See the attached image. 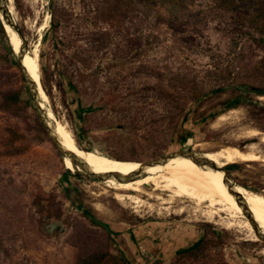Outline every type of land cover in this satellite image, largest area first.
<instances>
[{
	"label": "rangeland",
	"instance_id": "374dc122",
	"mask_svg": "<svg viewBox=\"0 0 264 264\" xmlns=\"http://www.w3.org/2000/svg\"><path fill=\"white\" fill-rule=\"evenodd\" d=\"M160 3L137 0L133 10H117L114 0H11L27 51L40 45L41 81L55 117L80 147L137 161L196 143L215 145L198 151L215 150L249 127L264 132V96L217 90L232 81L228 70L264 56L251 11L240 1L231 9L217 0ZM195 84L204 92L199 99L189 96ZM14 91L20 103L0 110V264H76L96 250L122 254L127 264H264V241L251 239L240 219L232 227L210 222L207 204L185 198L167 204L143 195V208L125 204L105 181L68 168L52 140H39L43 124L33 100L25 103L32 97L0 20V99ZM222 113L230 119L214 126ZM249 141L264 153L262 135L236 144ZM183 159L192 160H171ZM237 164L229 168L236 184L264 189V162ZM207 225L214 260L181 254L202 240ZM105 264L116 263L111 257Z\"/></svg>",
	"mask_w": 264,
	"mask_h": 264
},
{
	"label": "bare ground",
	"instance_id": "6f19581e",
	"mask_svg": "<svg viewBox=\"0 0 264 264\" xmlns=\"http://www.w3.org/2000/svg\"><path fill=\"white\" fill-rule=\"evenodd\" d=\"M10 7L12 15L16 20V15L15 11H13L11 0ZM3 26L9 36L10 43L16 51H19L21 42L19 41L18 36L9 25L4 24ZM39 46V43H37L35 47L33 46L34 48L31 50V52L27 51L25 53L24 64L31 77L36 80L39 85L42 105H45L48 108L50 116L56 124L57 131L64 145L69 150L74 152L78 157L83 159L86 164L96 173L119 172L123 175H127L137 169L140 165L139 161L137 160L116 159L108 155L97 153L91 149L80 147L77 138L68 124L59 121L55 117L52 109L49 107L50 98L48 92H46L44 89L41 81ZM240 111L241 110H239L238 113H240ZM227 113L220 114L216 119L214 126H218L221 122L230 119ZM237 124L238 122H236V125ZM240 132V135L233 134L234 139H231L233 140L232 144H227L215 150L207 151V157L216 161L220 165H230L237 162H264V153L261 152L262 150L259 151L256 142L249 141L248 144L243 147L236 144L241 139H253L260 135H262V140L264 141V132L250 127L245 128ZM211 144L209 143V145ZM214 146L215 145H211L210 147H207V145L203 143L195 144L196 148L201 149L212 148ZM64 159L68 163V168H71L72 171H74L75 169L72 160L69 157ZM105 182L111 185L114 189L118 190L115 192V194L113 193L114 197L118 201L125 203V201L130 200L131 202L135 203L136 206H141L145 203V201L142 199L143 195L148 196V198L160 201V203L167 204L175 203L183 198L191 200L197 205V207L207 204V209L203 211H205L204 214L208 221L223 224L225 227H232L238 225V223H235V221L240 219L238 221L239 225L242 228H245L249 234L253 236L251 239H260L249 219L244 215L238 201L224 183V173L220 170L212 169L207 166H200L193 160H170L165 164L151 167L145 175H142L138 178L127 181H116L112 178H109L105 180ZM148 187L150 190H148ZM236 191H238L243 196L256 220L264 229V189L256 192L236 184ZM164 194H167V197H164ZM186 205V207H184V205L181 208L179 207V209L177 208L178 212H185L188 210L189 204ZM141 207L143 208V206ZM151 210L152 209H150V211ZM169 211L167 212L169 213ZM224 214L225 216H223Z\"/></svg>",
	"mask_w": 264,
	"mask_h": 264
},
{
	"label": "trees",
	"instance_id": "16d2710c",
	"mask_svg": "<svg viewBox=\"0 0 264 264\" xmlns=\"http://www.w3.org/2000/svg\"><path fill=\"white\" fill-rule=\"evenodd\" d=\"M116 3V9H127L133 10L136 8L137 0H114ZM141 3H144L147 6L157 7L160 1H163L160 4H175L179 7L187 5L188 0H139ZM244 5L246 10L251 11L249 25L254 29L260 36L255 37V45L264 52V0H217L219 6H222L224 9H231L234 6H237V2ZM160 7V6H159ZM157 7V8H159ZM161 14V12L159 13ZM171 27L177 26V21H171ZM229 77L232 81L224 82V86L218 87L217 90L222 91L228 88L237 87L242 88L245 92L253 93L255 95L264 96V56L261 59H257L251 63L242 65L238 70H228ZM225 77V76H224ZM228 77V78H229ZM226 78V77H225ZM226 78V79H228ZM189 96L193 99H199L204 94L203 90L200 89L198 84L189 86ZM20 103V93L19 92H5L2 94L0 99V110H9L12 106ZM27 106H32V99L25 102ZM49 138L45 128L40 124L39 130V140L43 141L44 139ZM50 139V138H49ZM51 140V139H50ZM127 160V159H123ZM132 160V159H130ZM238 164L233 163L227 165L226 167L233 168ZM87 216V215H86ZM88 217V216H87ZM89 218V217H88ZM93 221V220H92ZM94 222V221H93ZM95 223V222H94ZM212 232V226L207 225L204 229V237L202 240L195 246L181 251V254L188 253L196 257L198 260H206V263H211L214 259L209 255L210 247L213 245L214 240L209 238V234ZM214 232V231H213ZM109 237V235H108ZM110 238V237H109ZM113 257V260L116 264H127L125 258L122 254L116 256H111L108 250H96L85 256H79L76 264H105L109 258ZM215 264H228L227 262L218 261Z\"/></svg>",
	"mask_w": 264,
	"mask_h": 264
},
{
	"label": "water",
	"instance_id": "95a60500",
	"mask_svg": "<svg viewBox=\"0 0 264 264\" xmlns=\"http://www.w3.org/2000/svg\"><path fill=\"white\" fill-rule=\"evenodd\" d=\"M0 20L3 25L4 24L9 25L10 28L16 33V35L20 39L21 46L19 51H16L14 47L13 50L17 56V61L20 70L23 74L24 80L31 94L35 109L49 138L53 141L59 153L62 155L63 158L69 157L72 160L75 169L74 171L84 176L98 179L100 181H105L109 178H112L116 181H127L145 175L146 172L151 167L165 164L173 158L184 157V158L192 159L200 166H207L212 169L220 170L224 173V183L226 184L228 190L238 201L244 215L249 219L256 234L260 237V239H262V241H264V230L262 229L260 223L256 220L255 216L251 212L243 196L238 191H236V182L234 181L232 172L226 167L227 165H220L216 161L207 157L206 152L198 151L197 149H195V147H192L190 149H186V148L177 149L170 152H166L148 161H139L140 163L139 167L127 175H123L119 172H110V173L94 172L83 159L78 157L74 152L69 150L64 145L57 131L56 124L52 119V117L50 116L48 108L45 105H42L39 85L36 82V80H34L31 77L30 73L28 72L24 64V55L27 52V43L24 34L20 28V25L17 23V21L14 19V16L12 15L10 1L8 0H0ZM84 212L96 224L104 227L107 231H110V227L105 221L98 218L88 210H84Z\"/></svg>",
	"mask_w": 264,
	"mask_h": 264
}]
</instances>
